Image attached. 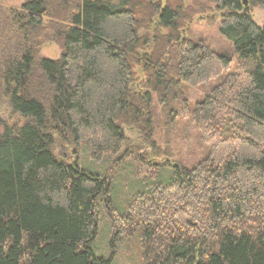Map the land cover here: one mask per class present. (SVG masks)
Returning <instances> with one entry per match:
<instances>
[{"label": "trees", "instance_id": "trees-1", "mask_svg": "<svg viewBox=\"0 0 264 264\" xmlns=\"http://www.w3.org/2000/svg\"><path fill=\"white\" fill-rule=\"evenodd\" d=\"M245 1L264 11V0ZM242 7L240 0L0 7V103L22 120L0 119V264H113L132 237L142 264H264V25ZM211 11L229 55L182 38L194 16ZM49 42L59 59L38 57ZM202 85L207 94L190 105L186 89ZM154 99L167 126L183 120L195 130L198 160L171 164V153L154 146ZM124 128L136 132V144ZM57 145H84L96 164L116 160L91 172L55 156ZM127 161L139 187L116 206L113 174ZM100 209L107 258L92 249Z\"/></svg>", "mask_w": 264, "mask_h": 264}, {"label": "rangeland", "instance_id": "rangeland-1", "mask_svg": "<svg viewBox=\"0 0 264 264\" xmlns=\"http://www.w3.org/2000/svg\"><path fill=\"white\" fill-rule=\"evenodd\" d=\"M26 1L28 0H0V7L5 10H19L22 4ZM187 1L189 2V0ZM240 1L242 2L243 0ZM162 3H165V0H162ZM209 7L211 9L213 8L212 5H209ZM242 9V12L246 13L257 26L261 27L264 25L263 10L260 8H252L247 3ZM219 20V13L216 11L196 15L193 17L190 25L185 27L182 31V38L190 39L192 42H201L215 53H225L229 55L231 53V46L219 35ZM160 32L164 34V31ZM38 57L53 61L57 60L60 57V49L54 43H45L39 48ZM143 80V76L136 72V80L133 83L135 88H142L140 82H143ZM208 90V85H202L197 88L188 87L185 91V98L190 105L194 104L202 99L203 96L207 94ZM152 104V111L155 118L153 136L154 146L157 147L158 150H161V152L168 150L171 153L174 158H168L171 164H177L178 162L176 163L175 160H180L179 162L188 165L189 163L198 160L202 153V147L195 136V130L192 126L186 121L177 120L175 126H172V129V127L167 126L168 121L164 118L159 101L154 99ZM0 119L8 126H20L22 123L20 117L11 113L6 102L0 103ZM124 134L128 140L127 142L135 143V140L138 137L133 129L124 128ZM166 145L168 146L166 147ZM125 148H127L126 145L122 150ZM53 152L55 156L60 159L63 158L66 162L73 163L74 160H76L75 162L78 163L80 168L99 174L103 173L116 160V158L112 157L105 158L96 164L90 160L88 149L84 145L79 147H61L60 145H57ZM134 168L133 161H127L122 164V166L120 165L118 170L114 172V180L111 184L110 190L111 200L114 205L121 206L122 201H125L130 194L139 187L138 182L133 177ZM126 240L127 241H125V239L122 240L120 245H118L113 258V264H142L139 254V246L137 245V238L132 237L130 242H128L129 239ZM109 243L110 231L108 222L104 216L103 209H100L98 235L95 242L92 244V249L97 256L107 258L110 251Z\"/></svg>", "mask_w": 264, "mask_h": 264}, {"label": "water", "instance_id": "water-1", "mask_svg": "<svg viewBox=\"0 0 264 264\" xmlns=\"http://www.w3.org/2000/svg\"><path fill=\"white\" fill-rule=\"evenodd\" d=\"M245 4H246V1L243 0V1H242V5L244 6Z\"/></svg>", "mask_w": 264, "mask_h": 264}]
</instances>
